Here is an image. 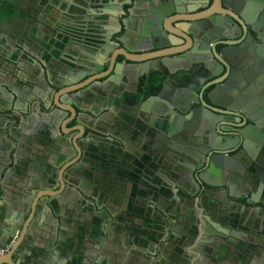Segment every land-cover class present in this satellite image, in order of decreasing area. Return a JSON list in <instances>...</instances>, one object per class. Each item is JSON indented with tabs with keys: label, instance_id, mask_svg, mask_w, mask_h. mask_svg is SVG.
I'll return each instance as SVG.
<instances>
[{
	"label": "water",
	"instance_id": "95a60500",
	"mask_svg": "<svg viewBox=\"0 0 264 264\" xmlns=\"http://www.w3.org/2000/svg\"><path fill=\"white\" fill-rule=\"evenodd\" d=\"M142 1L123 0L120 5L119 0H107L108 8H105L109 9L108 14L98 29L91 31L86 28L88 38L84 35L83 42L77 45L74 41L67 48L69 54L74 55V58L70 57L72 64L55 61L51 72L45 59L26 46H20L22 54L27 56L23 65L29 69L26 75L38 79L32 87L37 90V103L45 110H49L53 102L56 103L53 119L56 122L61 120L62 124L73 112V109L66 108L71 105L65 95L66 87L88 92L91 94L88 101L93 102L97 96L93 87H97L101 79L106 78L100 83V91L108 92L109 87L115 85L113 83H139L141 79L149 82L153 74L163 75L162 88L146 101L142 100L143 94H132L128 101L122 100L120 94L112 90L105 96L99 91L103 98L99 101L101 105L109 106L108 110L130 102L137 119H143L145 114L155 120L157 118L159 124H165L161 131L164 136L158 135V139L164 141L161 147L164 143L169 144V149L173 151L170 155L180 157L175 165L178 168L174 171L176 187L183 188L190 196V203L194 202L196 207L192 216L188 217L194 223L189 226L186 241L180 246L182 254H177L175 250L170 261L174 260L177 264H225V260L233 256L235 264H264V7L258 5L257 0L253 8H249V4L234 7L229 0H182L184 7L179 5V0H171L169 5L164 3L165 0H149L144 4ZM99 2L90 0L87 6L93 9ZM124 5L131 8L125 10ZM70 33L76 37L79 31L73 29ZM111 45L119 47L120 51L112 49ZM120 57L124 58L123 62H118ZM183 71H189V75H182ZM52 72L59 75L61 84L50 82L49 77H42V81L39 79ZM86 78L87 82L79 85ZM5 87L11 99L18 97V93ZM48 89L54 93L53 96L47 94ZM57 89H60L58 93ZM73 104L78 107L77 102ZM12 106L16 108L15 103ZM90 112L92 117L89 116L98 126V129L92 128L94 133L109 134L111 143L125 145L115 133L119 131L118 120L108 127L103 124L102 118H98L96 111ZM21 113L27 116L29 109ZM53 119L52 125H55ZM47 120L50 124V117ZM77 122L84 125L81 121ZM23 124L31 127L28 131L32 135L39 133V128H47L45 123L38 127L25 117ZM99 129L105 130V133ZM181 140H199L202 147L182 149L178 147ZM12 141L16 148L23 142L35 144L26 132L19 137L12 135ZM158 145L155 143V151L160 149ZM75 152L79 151L76 149ZM64 153L67 158L68 154ZM2 159L0 171L9 163L10 169L16 168L17 162L12 158L8 163L4 157ZM10 173L8 171L7 176ZM69 175L66 170L61 181L57 182L58 188L65 185L68 191L85 193L78 184L80 180H69ZM59 178L60 175L57 180ZM7 181L0 184L4 195ZM19 184H16L17 189H20ZM50 187H43V191ZM48 197L50 194L40 198V202L45 203L44 199ZM52 206L47 204L50 209ZM220 207L222 213L231 216H228L229 222L226 221L228 225L238 220L255 230L262 248L258 253L262 255H249L246 246H234L232 240H223L225 236L219 228L213 231L207 227L208 216H212L210 211H215L219 220ZM151 210L157 211L155 214L163 218L165 211L158 205L154 206V202ZM107 212L109 220L113 219L112 210L108 208ZM198 214L202 216L198 217ZM164 223L168 225L167 221ZM255 224L258 229H255ZM166 231L170 232V229ZM99 234L95 236L96 242L102 240ZM105 235L109 240V232ZM192 246L191 253H188L187 249ZM233 248L240 255H223L225 249L231 252ZM157 250L156 247L155 251H148L149 255H143L135 264H160V260H154ZM158 251L162 259L170 255H162L164 249Z\"/></svg>",
	"mask_w": 264,
	"mask_h": 264
},
{
	"label": "crops",
	"instance_id": "0c3cea01",
	"mask_svg": "<svg viewBox=\"0 0 264 264\" xmlns=\"http://www.w3.org/2000/svg\"><path fill=\"white\" fill-rule=\"evenodd\" d=\"M89 2L0 0V159L4 157L7 163L12 159L17 162L16 168L10 169L9 163L0 171V184L8 180L5 195L0 189V249L6 250L0 256V264H135L156 247L164 249L162 255H170L162 259L157 250L154 260H160V264H177L170 261V256L175 247L185 243L189 226L194 223L188 218L196 207L194 202L190 203L189 194L179 187H176V193L172 181L174 176H159L151 159L139 155L141 141H136L135 137L122 136L125 145L118 149L120 161L109 157L108 169L97 171L92 177L78 167L69 168L72 163H68L69 158L63 154L67 136L79 140L84 136L83 131L74 132L76 122L70 129L65 127L68 121L62 123L66 141L50 143L51 129L48 125L47 128H39V134L33 140L35 144L23 142L19 148L13 144L12 135L30 134L28 130L31 127L23 124L27 116L21 111L26 112L28 108V94L32 87L29 82L38 80L26 75L29 69L23 65L27 56L22 54L20 46H26L45 59L49 72L55 61L72 64L70 57L74 55L69 54L67 48L72 43L83 42L86 28L89 29L86 22L96 15L95 9L88 8ZM46 19H49L46 21L48 27L43 24ZM73 29L79 31L76 37L70 33ZM123 61L121 57L119 62ZM52 73L39 79L42 81L49 77L50 82L61 84L59 75ZM40 84L45 87L43 82ZM5 86L18 93V97L11 99ZM60 123L61 120L55 123L57 129ZM35 125L39 127L42 121ZM91 132L86 129L87 134ZM7 169L11 171L8 176ZM66 170L70 174L69 180H80L78 184L85 193L68 191L65 185L58 188L57 182L61 181ZM114 181L121 182L123 188L115 189ZM17 183H20V189L16 188ZM45 186L51 187L43 191ZM46 194L50 197L44 199L45 203L40 202ZM150 199H154V206L158 205L165 211L163 218L147 207ZM50 203L54 205L52 209L47 207ZM108 208L114 215L111 220ZM210 213L212 216H208L210 220L206 224L210 230L216 231L223 226V221L216 219L215 211ZM234 226L249 234V226L238 220L234 221ZM166 229L178 235L174 237ZM108 232L109 240L105 235ZM250 232L253 240H257L255 232L251 229ZM98 234L102 237L100 242L95 241ZM225 240L234 238L226 237ZM187 252L191 253L189 249ZM225 264H235L233 256L226 259Z\"/></svg>",
	"mask_w": 264,
	"mask_h": 264
},
{
	"label": "flooded vegetation",
	"instance_id": "af4514ba",
	"mask_svg": "<svg viewBox=\"0 0 264 264\" xmlns=\"http://www.w3.org/2000/svg\"><path fill=\"white\" fill-rule=\"evenodd\" d=\"M90 1V0H89ZM92 1V0H91ZM100 2L93 6V9L95 10L96 15L93 16L94 19L90 20L88 19L86 22L87 27L89 28V30L91 31H96L99 27V25L102 23V20L105 18L106 14H108V3L107 0H99ZM123 0H119L120 5L121 2ZM258 1V5H263L264 7V0H257ZM149 2V0H143L141 3H146ZM171 0H165V4L169 5ZM179 5L183 6L185 5V3L181 0H179ZM229 3L234 6L237 7L238 4H243L245 5L244 7H246L247 4H249V8H253L255 0H229ZM174 4V3H173ZM175 6H177L176 4H174ZM251 5V6H250ZM107 7V8H105ZM243 7V8H244ZM114 8V7H113ZM123 8L125 10L130 9L131 7L128 5H124ZM201 12V11H199ZM198 12V13H199ZM175 16V15H174ZM49 19H46L44 21V26H46L48 23H46V21ZM251 31V29H250ZM249 31V32H250ZM86 36V35H85ZM87 37V36H86ZM257 44H260L259 42ZM249 46V44H248ZM111 48L116 50V51H120L119 47H116L115 45H111ZM121 57L119 58L118 62L120 61ZM189 71H183L182 75L185 74V76H188ZM81 82L79 83V85H84L86 82ZM106 78L101 79V82H104ZM164 77L163 75H160L159 73L153 74L152 76H150L149 82H147L145 79H141L139 81V83L137 82H130L128 84L120 82L119 84L113 83L115 85L109 87L108 92L109 91H114L115 94H120L121 99L122 100H126L128 101V98H132V94H134V96H139L140 94H143V101H146L149 97L157 95V91L154 89V86H156L157 84H160V89L162 88V84L164 82ZM31 82V81H30ZM29 84L32 87H35V83L32 81V83ZM89 82V81H88ZM37 83V82H36ZM98 84V86L96 84H94V86L97 87H93V90L97 91V96L95 101L93 102H89L88 98H91V94H89L88 92H84V90H74L72 87L69 88H65L66 92L65 95L67 96V100L70 101L71 105L66 106V108H69L70 110L73 109V112L69 113L67 118L65 119V122H67L66 124V129H70L72 128L71 125L74 124L75 122L77 123V126H74L76 129L74 130V132H82L83 131V135L82 138L79 139H70V136H67L68 142H64L67 143L66 147H64V151H66V153L68 154L67 158H69V162L72 163L71 166L69 168H73V167H78L77 169L81 170V172L87 173V175H91L95 176L96 172H102L103 170L106 171L108 169V163L110 161L109 157H112L114 160L118 158V153H119V147L121 148V146H118L117 144H113L111 143L110 138L108 137L109 134L106 135H99L97 133H94L92 131V128H96L98 129L97 123L95 121H92L91 119V112H99L97 113L98 118L103 120V124L108 126V127H112L111 125L113 124V122L115 120H118L120 122L119 125V131H115V133L121 137L122 136H126L129 135L131 137H135L136 141L140 140L141 142V149L138 150L139 151V155L142 158H146L148 157L149 159H151V162H153L154 168H158V175L159 176H174V189L177 193L176 190V183L177 182V178L175 177V168L177 166V155H170L173 151L171 149H169V144L164 143L163 148L161 147L164 141H160L158 139V135H163L164 133L161 132L163 131V124H159L156 120L152 117V116H148L147 114L144 115L143 119H137L136 116H134L133 111H134V107L133 104H131L130 102L126 103H122L120 106L115 107V108H111V110H108L109 106H104L103 104L101 105L100 101H103V98H101L102 96V92H104V96L106 94H108V92H105V90L103 91V89H101V84ZM100 85V86H99ZM30 87L29 90V102H28V109H29V114L27 115V117H25V119H29L32 123H41L44 122L47 126L49 125L50 130V135H49V141L50 143L52 141L55 142H63L66 141L65 139H63L64 135H63V131L61 130V126L63 124L60 123V126L58 127V130L56 129L55 125H52V119H53V115L55 114V106L53 102V104L50 106L49 110H45V108L38 104L37 101H39L38 99H36V95H37V90H35L34 88ZM92 87V86H89ZM213 87H211L210 89H208V91H210ZM60 91V89H57ZM101 93H100V92ZM148 91H152L153 94L150 96H147ZM200 92V91H199ZM47 94L50 96H53L52 92L48 89L47 90ZM65 96V97H66ZM34 98V100H32ZM100 100V101H99ZM98 101V102H97ZM74 102H77L78 107H74ZM97 102V104H95ZM101 105V106H100ZM73 107V108H72ZM103 108V109H102ZM101 109V112H100ZM32 112H34L33 115ZM167 115V112L165 113ZM31 115V116H30ZM47 115L48 117H50L51 121L50 124L48 123L47 120ZM91 117H90V116ZM165 115V116H166ZM158 117V116H157ZM55 123H57L55 121V118L53 119ZM159 120V119H158ZM77 121H81L84 125H79ZM60 122V120L58 121ZM64 122V123H65ZM42 123V124H44ZM108 123V125L106 124ZM153 123V125H152ZM107 128V127H106ZM80 129V130H78ZM86 129L91 130V133H86ZM109 129V128H107ZM115 129V128H114ZM101 131H103L105 133V130L99 129ZM154 130L156 132V136L154 135ZM108 133V132H107ZM37 134L32 135L31 133L29 134V139L31 140H35L37 138ZM43 136V135H42ZM88 136V137H87ZM101 138H105L110 140V143L108 140H100L98 139L99 137ZM162 137V136H161ZM42 139H44V137H42ZM151 139V140H150ZM157 139V140H154ZM83 140V141H81ZM123 140V139H122ZM108 141V142H106ZM153 142V144H151L150 142ZM150 143V145H149ZM155 143H158L159 145V150L155 151ZM191 143H195V144H191ZM200 143V144H199ZM179 148L182 147V149H186L189 147L192 148H200L202 147V143L199 140H181L179 143ZM78 150L79 152H75V150ZM65 154V153H64ZM118 155V156H117ZM65 156V155H64ZM117 156V157H116ZM109 160V161H108ZM74 161V162H72ZM116 161H120V158H118V160ZM117 165H115L116 168ZM68 168V169H69ZM178 168V167H177ZM158 175L154 176L157 177ZM167 178V177H166ZM96 182V180H95ZM93 181V183H95ZM166 182V181H165ZM167 184V183H166ZM114 188H123V184L121 182L118 183V181H114ZM130 186V185H128ZM131 187V186H130ZM156 189V188H155ZM158 189V193L159 192V188ZM192 190V189H191ZM237 190V189H236ZM153 192V191H151ZM156 195H158L157 192H154ZM154 202V199H150V203L147 204L148 208H151L152 203ZM155 204V202H154ZM240 210V209H239ZM223 209L220 207L218 210V215L219 220L223 221V223H221L223 226L222 227H217L220 229L221 234L223 236L229 237L230 239L234 238V240H232V242L234 243V246H239V247H247V250L249 252V255H262L259 254L258 252L260 251L259 249H262L261 247H259L261 245V242L258 243V235H256L258 238L257 240H253V237L251 236V232L250 229L252 230V232H255V230H253V228H251V226L249 227V234L247 235V232H244L243 230L237 229L234 226V222L231 221L230 225H228V223L226 221L229 222V217H231L230 215L227 216V214L222 213ZM218 220V221H219ZM217 221V222H218ZM257 227L255 229H258V225L255 224ZM253 227V226H252ZM222 228V229H221ZM168 232V231H167ZM170 233V232H168ZM172 235H174V237H176L178 234L176 233H170ZM238 235L240 237H238ZM194 236V234H193ZM225 238L223 240H225ZM237 239V240H236ZM264 239V238H263ZM169 243V242H166ZM181 247L177 246L175 247V250H177V254H182L181 253ZM193 246L189 248V250H192ZM236 248H233V250H231V252H228L226 249L223 252V255H240V253L238 251L235 250ZM188 250V249H187ZM179 254V255H180Z\"/></svg>",
	"mask_w": 264,
	"mask_h": 264
},
{
	"label": "trees",
	"instance_id": "16d2710c",
	"mask_svg": "<svg viewBox=\"0 0 264 264\" xmlns=\"http://www.w3.org/2000/svg\"><path fill=\"white\" fill-rule=\"evenodd\" d=\"M154 89H155L156 91H158V89H160V84H157L156 86H154ZM152 94H153L152 91H148L147 96H150V95H152Z\"/></svg>",
	"mask_w": 264,
	"mask_h": 264
},
{
	"label": "built area",
	"instance_id": "2783aa9c",
	"mask_svg": "<svg viewBox=\"0 0 264 264\" xmlns=\"http://www.w3.org/2000/svg\"><path fill=\"white\" fill-rule=\"evenodd\" d=\"M5 252H6V250H5V249H0V256H1V255H4V254H5Z\"/></svg>",
	"mask_w": 264,
	"mask_h": 264
}]
</instances>
